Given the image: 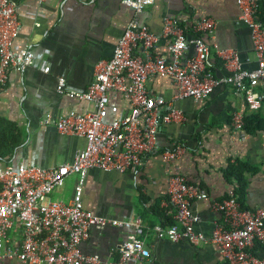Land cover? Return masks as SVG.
I'll return each mask as SVG.
<instances>
[{
  "label": "built area",
  "instance_id": "built-area-1",
  "mask_svg": "<svg viewBox=\"0 0 264 264\" xmlns=\"http://www.w3.org/2000/svg\"><path fill=\"white\" fill-rule=\"evenodd\" d=\"M120 2L132 10L131 17L111 56L94 64L86 87L72 86L61 75L55 79L56 93L90 107L55 119L46 115L42 120L60 133L80 136L83 146L74 150L71 161L52 166L11 164L0 159V264H152L143 244L148 231L171 243L209 242L227 264H264V256L251 252L256 241L264 242V208L241 207L230 190L225 198L210 202L220 220L204 235L195 229L200 219L191 203L206 200L207 192L179 173L166 178V197L173 208L169 224L145 226L138 213L104 217L83 208L81 188L89 169L134 175L146 155L159 153L170 161L183 153L178 141L159 148L155 140L162 109V123L183 119L182 110L172 105L174 99H204L219 84L231 86L249 111L259 109L264 99V0H235L237 20L249 31L255 63L251 69L241 67L235 50L218 48L212 42V18L200 16L186 25L180 17L164 14L160 31L155 33L142 20L144 9L153 0ZM15 6L13 0H0V85L9 70L21 73L36 66L43 73L49 71V63L38 61L28 44L14 43L20 30ZM211 50L219 60L217 75L209 60ZM156 75L172 83L170 100L148 90V81ZM118 98L124 102L123 108ZM230 126L233 134L241 137L243 113L232 112ZM70 175L75 179L69 199L53 198L52 190ZM107 225L129 229L113 251L83 253L79 244L89 236V230Z\"/></svg>",
  "mask_w": 264,
  "mask_h": 264
},
{
  "label": "crops",
  "instance_id": "crops-1",
  "mask_svg": "<svg viewBox=\"0 0 264 264\" xmlns=\"http://www.w3.org/2000/svg\"><path fill=\"white\" fill-rule=\"evenodd\" d=\"M13 1L20 22L14 43L28 44L38 61L49 63V71L43 73L35 66L21 73L7 72L5 83L0 85V116L16 122L21 143L1 160L41 166L69 162L74 150L83 146V139L60 133L42 120L46 115L55 119L71 110L82 112L90 104L56 93V76H63L72 86L86 87L94 64L111 56L132 10L120 0ZM238 13L235 0H153L144 9L142 20L151 31L158 33L164 14L176 15L186 25L200 16L210 17L215 21L212 42L218 48L235 50L241 67L251 69L255 63L249 31L237 20ZM209 60L214 75L219 74V60L212 50ZM147 88L166 101L174 93L170 80L159 75L148 81ZM116 100L123 108L121 98ZM172 105L182 110L183 119L163 123L155 140L159 148H169L178 141L183 145V153L170 161H165L159 153L146 155L134 175L89 169L81 188L83 208L104 217L138 213L145 226L169 224L173 208L167 200L165 186L170 173H179L206 190V200L191 203L200 219L195 229L204 235L220 220V214L210 208V202L225 198L230 190L236 191L241 207L264 208V99L259 109L252 111L254 118L249 127L253 130L250 133L243 130L241 137L231 130V114L251 112L229 85L219 84L207 98L197 101L176 98ZM239 163L247 166L228 172ZM74 179L73 175L68 176L50 195L68 200ZM128 229L109 225L91 228L79 248L85 254H106L116 248ZM143 244L152 264H227L209 242L171 243L148 231ZM253 253L264 256V242L255 244Z\"/></svg>",
  "mask_w": 264,
  "mask_h": 264
},
{
  "label": "trees",
  "instance_id": "trees-1",
  "mask_svg": "<svg viewBox=\"0 0 264 264\" xmlns=\"http://www.w3.org/2000/svg\"><path fill=\"white\" fill-rule=\"evenodd\" d=\"M251 113L243 114V130L246 133H250L252 130L249 127L251 119L254 118V114L252 111ZM21 143L20 132L18 129V125L13 120L0 116V159L7 158L9 154ZM246 163H239L235 167H231V171L228 172L233 173L237 172L239 168L246 167ZM236 193V191H235ZM260 242H255V244L259 245ZM253 245V246H254ZM253 246L251 252L253 253ZM255 254V253H253ZM256 255V254H255Z\"/></svg>",
  "mask_w": 264,
  "mask_h": 264
},
{
  "label": "water",
  "instance_id": "water-1",
  "mask_svg": "<svg viewBox=\"0 0 264 264\" xmlns=\"http://www.w3.org/2000/svg\"><path fill=\"white\" fill-rule=\"evenodd\" d=\"M165 114V110L162 109L159 113V115L157 116V129L163 128V123L161 122V115Z\"/></svg>",
  "mask_w": 264,
  "mask_h": 264
}]
</instances>
